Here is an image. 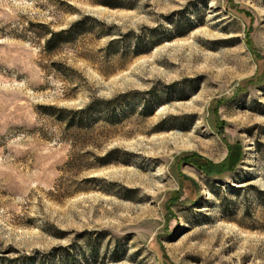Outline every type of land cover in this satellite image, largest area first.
Wrapping results in <instances>:
<instances>
[{"label": "rangeland", "instance_id": "rangeland-1", "mask_svg": "<svg viewBox=\"0 0 264 264\" xmlns=\"http://www.w3.org/2000/svg\"><path fill=\"white\" fill-rule=\"evenodd\" d=\"M256 190L264 0H0V264H264Z\"/></svg>", "mask_w": 264, "mask_h": 264}, {"label": "trees", "instance_id": "trees-1", "mask_svg": "<svg viewBox=\"0 0 264 264\" xmlns=\"http://www.w3.org/2000/svg\"><path fill=\"white\" fill-rule=\"evenodd\" d=\"M64 33H52V37L51 39L47 42V46L50 48H52V46L56 43L57 39L59 37H61ZM59 113L63 114V113H70V112H66V111H60ZM72 114H75L72 112ZM72 126V123H70V127ZM105 159H103L104 161ZM199 168L209 177H220L223 176L225 173L228 172H234L236 170V168L234 166H228L223 165V166H203V165H199ZM259 197L262 199L261 204L264 206V191H260V190H256Z\"/></svg>", "mask_w": 264, "mask_h": 264}, {"label": "bare ground", "instance_id": "bare-ground-1", "mask_svg": "<svg viewBox=\"0 0 264 264\" xmlns=\"http://www.w3.org/2000/svg\"><path fill=\"white\" fill-rule=\"evenodd\" d=\"M248 149L251 150L252 148H248ZM159 172H160L161 175H166L167 174V170L164 169V168H160Z\"/></svg>", "mask_w": 264, "mask_h": 264}]
</instances>
